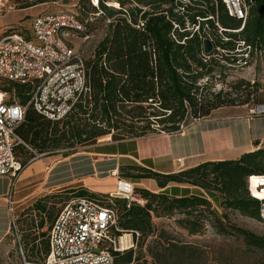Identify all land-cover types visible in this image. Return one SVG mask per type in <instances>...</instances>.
<instances>
[{
  "label": "trees",
  "instance_id": "obj_1",
  "mask_svg": "<svg viewBox=\"0 0 264 264\" xmlns=\"http://www.w3.org/2000/svg\"><path fill=\"white\" fill-rule=\"evenodd\" d=\"M48 1L55 0H34L22 8ZM96 1L92 5L80 0L85 4L81 12L92 18L88 23L82 21L91 37L89 28L98 25L105 29L91 55L87 59L82 55L86 89L58 121L27 106L15 132L29 149L17 146L14 157L17 149L26 150L31 157L56 153L67 157L77 152L76 147L94 145L103 136L122 141L176 132L216 108L248 104L254 91L249 82L238 80L230 85L235 93H244L246 99L240 102L221 91L204 94L202 82L221 77L226 65L249 66L255 56H264V0H245V20L229 16L219 0ZM205 40L212 47L209 52L204 50ZM0 90H13L19 103L26 106L31 86L9 83ZM118 172L120 178L132 183L154 180L161 190L134 187L137 199L128 203L107 194L72 189L75 197H86L114 211L116 236L129 233L143 243L154 231L153 218L173 219L188 235L201 234L209 224L216 234L235 238L234 247L221 254L220 264H264V235L230 223L226 213L237 212L261 222L260 201L249 187L264 197V148L172 173L137 164L120 165ZM169 183L183 185L182 193L175 194L178 188L166 187ZM54 196L44 195V202L36 199L16 216L23 243L36 230L27 249L39 253V262L47 254L49 229L59 212L50 203L46 205ZM44 218L49 225L41 231ZM27 223L26 231L22 226ZM38 240H44L40 250ZM149 252L153 264H204L207 260L199 248L169 240ZM113 256L114 264H147L132 249Z\"/></svg>",
  "mask_w": 264,
  "mask_h": 264
},
{
  "label": "built area",
  "instance_id": "obj_2",
  "mask_svg": "<svg viewBox=\"0 0 264 264\" xmlns=\"http://www.w3.org/2000/svg\"><path fill=\"white\" fill-rule=\"evenodd\" d=\"M219 1L229 16L245 20L248 9L245 0ZM31 33L33 40L21 32L0 36V80L31 86L26 106L13 99L4 100L3 93L0 96V176L11 179L6 196L11 231H16L12 195L25 166L16 162L14 149L19 145L29 149L15 130L24 118L26 107L31 106L38 114L58 121L69 113L86 89L81 50L73 46L74 37L82 41L91 38L84 22L73 13L40 14L32 19ZM263 111L264 106L249 110L250 114ZM41 156L35 154L30 161ZM177 162L179 166L183 165V161ZM249 191L257 198L250 187ZM107 195L128 203L137 199L134 184L120 177L116 179L114 191ZM258 200L259 217L264 223V199ZM114 230L116 215L113 210L86 197H73L61 207L51 223L47 254L36 264H114L113 253H122L128 248L123 249L120 244L124 234L116 236ZM23 263L34 264L24 258Z\"/></svg>",
  "mask_w": 264,
  "mask_h": 264
},
{
  "label": "crops",
  "instance_id": "obj_3",
  "mask_svg": "<svg viewBox=\"0 0 264 264\" xmlns=\"http://www.w3.org/2000/svg\"><path fill=\"white\" fill-rule=\"evenodd\" d=\"M247 104L224 106L194 120L176 132H160L122 141H106L50 161V156L33 159L19 173L12 200L25 204L41 193H48L67 184L93 193L114 191L120 165L148 166L161 173H172L206 161L236 159L245 152L264 148V111L250 114ZM110 137V136H109ZM177 160L183 161L179 166ZM10 177L0 176V244L10 234L6 196ZM153 192L161 189L151 179L133 183ZM181 194L183 185L169 183Z\"/></svg>",
  "mask_w": 264,
  "mask_h": 264
},
{
  "label": "rangeland",
  "instance_id": "obj_4",
  "mask_svg": "<svg viewBox=\"0 0 264 264\" xmlns=\"http://www.w3.org/2000/svg\"><path fill=\"white\" fill-rule=\"evenodd\" d=\"M34 0H0V36L3 34H7L10 32H21L24 33L27 38L33 40V36L31 33V22L32 19L37 15L43 14H55V13H73L78 19L84 21L86 23L92 21L89 19L91 17L88 14H84L81 12V8L85 7L84 2H80V0H55L48 1L45 3L35 4L28 8H22L26 2H33ZM90 4H96V0H89ZM88 21V22H87ZM100 25V24H99ZM95 27V28H94ZM89 29L92 30L93 35L87 41H82L78 37L73 38V46L75 49H80L81 54L86 59L91 55L94 46L97 42L104 36L105 29L101 26H94ZM223 74L221 77L213 76V78H209L208 80H204L202 84L205 86L203 89V93H217L221 91L222 93H228L227 97H231L236 99L237 101H245L246 97L243 92L238 91L235 93L233 89H230V85L233 82L238 80H243L249 82L253 85L254 91L252 92L249 100L248 106L249 108L255 109L256 106H264V56L258 55L252 59V62L249 66H241L240 64H234L232 66H225L223 70ZM9 83L0 80V89L4 87H8ZM3 93L4 100L10 101L15 100L19 102L18 98L15 96L13 90L8 93ZM109 136H103L98 138L97 143H104L109 141ZM84 150L83 148L76 147V151ZM21 151L19 149L16 150L15 160L19 162H29L33 157L28 155L29 152ZM66 150H61L64 152ZM46 156H41L39 159H43ZM63 157L61 153H56L50 155L49 160H58ZM119 175V174H118ZM72 184H67L58 189H54L48 193H41L37 197L29 200L25 204H18V208L16 212V216L19 215L21 210H24L30 204L36 201V199H40L44 195H56L54 198L47 201V206H53L54 211H58L61 209L63 204L67 202L69 199L75 197V193L72 190ZM135 187V186H134ZM72 191V192H71ZM100 195V194H99ZM254 195V194H253ZM44 202V199L41 198ZM42 202V203H43ZM53 203V204H51ZM227 220L230 223H233L239 227L245 228L257 235H264V223L260 221H256L253 219H249L246 217L240 216L237 212L226 211ZM19 217V216H18ZM180 217L176 216L175 218ZM38 220H35V224H37ZM44 227L41 231H46L47 226L49 225L48 220L44 218ZM29 223L23 224V228L29 230ZM152 225L154 228L153 233L143 242L140 240L135 241L132 239L129 241L128 248L132 249L135 252V255H139L141 260L147 262V264H153L152 258L150 256L149 249L156 248L160 244L166 243V241H172L174 243L179 244H188L193 245L204 252L207 256V260L204 264H220V257L223 252H226L229 248H233L234 236H222L215 233L213 227L209 224L205 225L204 231L199 235H188L186 231L180 229L173 219L168 218H153ZM20 226L18 223L16 224V231H11L7 238L0 244V264H24L23 258L26 262L31 261V263L39 262V253L31 254L27 249L30 247L29 239L35 232H32V235L28 236L27 242L24 243L21 241L23 236L19 231ZM40 232V230H37ZM131 234L129 233H123ZM38 242V249H42L41 242ZM159 244V245H157ZM126 251V250H124Z\"/></svg>",
  "mask_w": 264,
  "mask_h": 264
},
{
  "label": "bare ground",
  "instance_id": "obj_5",
  "mask_svg": "<svg viewBox=\"0 0 264 264\" xmlns=\"http://www.w3.org/2000/svg\"><path fill=\"white\" fill-rule=\"evenodd\" d=\"M113 3V2H112ZM117 6L115 3L112 4V6ZM0 96H1V92H0ZM254 194V193H253ZM254 196H256L258 199H264V197L262 196H257L254 194ZM129 241H130V236L128 234H124L121 236V239H120V244H121V247L123 249L127 248L128 247V244H129Z\"/></svg>",
  "mask_w": 264,
  "mask_h": 264
},
{
  "label": "water",
  "instance_id": "obj_6",
  "mask_svg": "<svg viewBox=\"0 0 264 264\" xmlns=\"http://www.w3.org/2000/svg\"><path fill=\"white\" fill-rule=\"evenodd\" d=\"M211 49H212V47H211L209 41L205 40L204 41V50H205V52H209Z\"/></svg>",
  "mask_w": 264,
  "mask_h": 264
}]
</instances>
